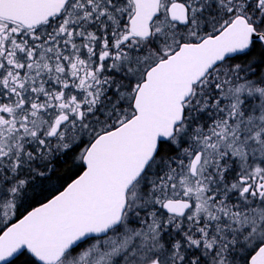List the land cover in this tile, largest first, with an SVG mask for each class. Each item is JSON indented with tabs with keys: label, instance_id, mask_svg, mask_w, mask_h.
<instances>
[{
	"label": "snow or ice",
	"instance_id": "snow-or-ice-1",
	"mask_svg": "<svg viewBox=\"0 0 264 264\" xmlns=\"http://www.w3.org/2000/svg\"><path fill=\"white\" fill-rule=\"evenodd\" d=\"M0 264H264V0H0Z\"/></svg>",
	"mask_w": 264,
	"mask_h": 264
}]
</instances>
